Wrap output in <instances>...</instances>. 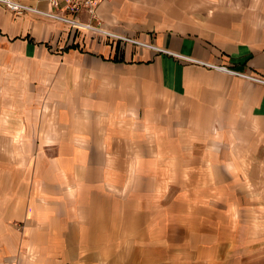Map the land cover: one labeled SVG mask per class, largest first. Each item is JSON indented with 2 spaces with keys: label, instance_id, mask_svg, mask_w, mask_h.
<instances>
[{
  "label": "crops",
  "instance_id": "crops-1",
  "mask_svg": "<svg viewBox=\"0 0 264 264\" xmlns=\"http://www.w3.org/2000/svg\"><path fill=\"white\" fill-rule=\"evenodd\" d=\"M95 13L69 15L264 79V0ZM0 72L28 97L2 141L0 264H264L263 83L2 3Z\"/></svg>",
  "mask_w": 264,
  "mask_h": 264
},
{
  "label": "built area",
  "instance_id": "built-area-1",
  "mask_svg": "<svg viewBox=\"0 0 264 264\" xmlns=\"http://www.w3.org/2000/svg\"><path fill=\"white\" fill-rule=\"evenodd\" d=\"M47 1L51 7L50 11L39 10V9L34 8V7L22 4L18 1H15V0H0V3L4 4L6 6V8H8L10 11H12L14 13L19 14V13H22L24 11L36 12V13L44 15L46 17L55 19V20L63 22V23H66L72 28H76V29H80V30H86V31H90L91 33H98L101 35L109 36L111 38H114V39L120 41L121 43H131V44L138 45V46L148 47V48L153 49L155 51L165 53L168 55H172L178 59H181V60H184L187 62H193V63L201 64V65H204L206 67H210V68H213L215 70L228 73L230 75L238 76V77H241L243 79H247V80H250L253 82H258V83L264 84V79H262L256 75H251L249 73L240 72V71H237L235 69L228 68L224 65H215L212 63H207L205 61H201V60L195 59L191 56H187V55H184L181 53H175V52H172L168 49L152 45V44L147 43L145 41L137 40L135 38L128 37L126 35H121V34L109 31L107 29L102 28L99 23H97L95 25V24H92L90 22L78 21L76 18L69 15L70 13L78 12L80 10H84L88 13L90 18H94L96 15V13H95L96 8L102 0H47Z\"/></svg>",
  "mask_w": 264,
  "mask_h": 264
},
{
  "label": "rangeland",
  "instance_id": "rangeland-1",
  "mask_svg": "<svg viewBox=\"0 0 264 264\" xmlns=\"http://www.w3.org/2000/svg\"><path fill=\"white\" fill-rule=\"evenodd\" d=\"M135 39L141 40L138 38H135ZM191 63H193V62H191ZM212 64H214V63H212ZM215 65H217V64H215ZM237 71L245 72V73H249V74L253 75L252 73H250L248 71H243V70H237ZM1 75L2 74L0 72V76ZM9 87H13V81H11V80L2 81V79L0 80V89H1L0 90V153L3 150V147L9 146L8 143L6 145V144H4V142H2L3 140H5V137H9V136L11 137L14 132H15V134H18L20 132V130H22V129H20L22 127L16 128L14 125H12V123L10 124V121H15V122H17V124H19L21 121H23L27 117L24 115V113L20 112L22 110L20 103L21 102L24 103L25 102L24 100L28 99V97L12 96V95H10L11 93H13L12 91L9 92L10 94L3 93L2 89L6 88V90H7ZM16 130L18 132H16Z\"/></svg>",
  "mask_w": 264,
  "mask_h": 264
}]
</instances>
